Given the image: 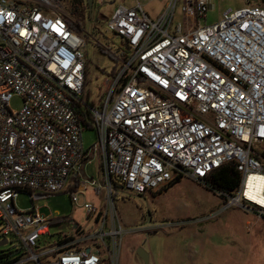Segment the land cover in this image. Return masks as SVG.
Wrapping results in <instances>:
<instances>
[{"label":"built area","instance_id":"1","mask_svg":"<svg viewBox=\"0 0 264 264\" xmlns=\"http://www.w3.org/2000/svg\"><path fill=\"white\" fill-rule=\"evenodd\" d=\"M208 12L209 0H164L156 17L139 0L117 5L107 28L119 43L108 51L121 67L96 102L86 85V40L60 0H0V238L16 236L28 255L14 264H120L131 232L117 198L160 194L228 164L240 182L222 193V211L264 218V7L246 0L201 26ZM15 96L21 109L11 107ZM86 127L98 135L90 150ZM94 156L99 181L81 174ZM90 187L102 194L98 204L84 203L93 224H75L74 235L36 252L66 220L44 217L38 206L19 210V195L34 202L68 192L78 204Z\"/></svg>","mask_w":264,"mask_h":264},{"label":"rangeland","instance_id":"2","mask_svg":"<svg viewBox=\"0 0 264 264\" xmlns=\"http://www.w3.org/2000/svg\"><path fill=\"white\" fill-rule=\"evenodd\" d=\"M139 1L150 15L160 12L162 0ZM60 2L64 18L86 40L91 99L98 102L104 90L103 81L112 70L118 72L121 67L109 53L110 49L117 47L119 40L110 38L107 23L117 5H133L135 0H94L92 10L87 0ZM255 2L264 7L261 0ZM245 5V0H209V12L199 24L205 26L216 23L225 12ZM22 105L18 96L11 101L14 110L21 109ZM82 135L84 148L90 150L97 142V131L86 127ZM84 170L89 180L99 181L101 171L98 156H94ZM92 190L90 187L87 192H78V204L72 202L68 192L34 202L28 193L19 195L16 200L19 210L27 211L38 206L44 217L66 219L49 228L51 236L41 238L38 247L34 249L36 252L54 247L66 235H74L75 224L87 229L93 224V220L87 218L84 203L98 204L102 194L94 195ZM225 205L226 200L222 194L189 177L182 178L160 194L117 198L119 217L131 232L125 239L120 264H144L134 251L137 248H143L149 253V264H264V227L255 226L257 220L264 221V218L239 207L222 211ZM148 213L152 216L151 222L147 220ZM3 239H7L8 244L1 249L11 250L21 258L28 257L16 236L2 237L0 241ZM52 260L47 257L41 259L43 264Z\"/></svg>","mask_w":264,"mask_h":264},{"label":"trees","instance_id":"3","mask_svg":"<svg viewBox=\"0 0 264 264\" xmlns=\"http://www.w3.org/2000/svg\"><path fill=\"white\" fill-rule=\"evenodd\" d=\"M261 1L264 3V0H261ZM69 25L73 29L79 31L77 28H75V26L71 22H69ZM104 52L106 53L105 50ZM114 72L115 71L112 70L111 73H114ZM89 74H90V61L87 59V64H86L87 88L89 87V84H90ZM85 116H86V113H82V118L83 117L85 118ZM179 181L180 179L174 182L171 186L177 184ZM239 182H240V173L238 172L237 168L233 164H228V165L221 167L220 169H217L208 178L200 181V183H203L208 189L218 191L220 194L222 193L231 194L237 188ZM20 258L21 256L15 255L13 251L0 248V264H14Z\"/></svg>","mask_w":264,"mask_h":264},{"label":"water","instance_id":"4","mask_svg":"<svg viewBox=\"0 0 264 264\" xmlns=\"http://www.w3.org/2000/svg\"><path fill=\"white\" fill-rule=\"evenodd\" d=\"M88 5L90 10H92L93 8V4H94V0H87ZM86 163L83 164V169L81 171V174L83 175L84 178H87V175L85 174V168ZM148 222H151V220L148 218ZM8 244V240L7 239H3L0 241V247L4 246ZM137 255L144 261V264H149L150 262V256L149 253L147 251H145L143 248H137L136 250H134Z\"/></svg>","mask_w":264,"mask_h":264},{"label":"crops","instance_id":"5","mask_svg":"<svg viewBox=\"0 0 264 264\" xmlns=\"http://www.w3.org/2000/svg\"><path fill=\"white\" fill-rule=\"evenodd\" d=\"M245 3H246V0H245ZM163 6H164V0H162L161 8H160V12H161ZM160 12H159V13H160ZM157 13H158V12H157ZM157 13H156V14H157ZM159 13H158V14H159ZM156 14L153 13V15L151 14V16H152V17H156V16H157ZM78 32H79V31H78ZM256 224H257V225H255V226H258L259 228L264 227V221L257 220V223H256ZM28 264H31V263H28Z\"/></svg>","mask_w":264,"mask_h":264},{"label":"flooded vegetation","instance_id":"6","mask_svg":"<svg viewBox=\"0 0 264 264\" xmlns=\"http://www.w3.org/2000/svg\"><path fill=\"white\" fill-rule=\"evenodd\" d=\"M148 218L151 220L152 219V216L148 213L147 214V220H148Z\"/></svg>","mask_w":264,"mask_h":264}]
</instances>
